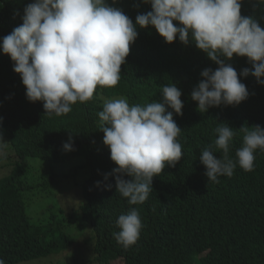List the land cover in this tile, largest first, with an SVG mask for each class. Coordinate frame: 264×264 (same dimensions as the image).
<instances>
[{"label": "trees", "instance_id": "1", "mask_svg": "<svg viewBox=\"0 0 264 264\" xmlns=\"http://www.w3.org/2000/svg\"><path fill=\"white\" fill-rule=\"evenodd\" d=\"M31 2L0 0V38L23 23V10ZM107 2L134 24L138 14L152 10L143 0ZM241 15L252 16L264 28L261 0H242ZM136 29L118 84L98 86L92 99L76 102L61 116L45 114L42 101L26 98L14 62L0 51V137L14 161L0 165V259L5 264H118L120 259L124 264H264V150L254 153L252 171L237 164L233 175L220 176L218 183L207 181L199 160L204 148H215V129L222 124L237 133L228 154L234 161L243 143L239 128H264V85L251 75L248 58L234 54L226 63L246 85L248 98L201 113L191 92L204 79L202 70L218 65L194 42L185 46L177 36L167 43L153 26ZM244 68L250 69L247 77L239 75ZM172 83L182 93V115L166 110L173 111L181 128L177 140L183 156L153 177L145 202L129 205L116 192L115 175L104 179L117 165L103 144L98 113L113 99L141 106L161 101L162 87ZM66 142L72 151L64 150ZM215 155L222 157V150ZM77 193L80 202L73 199ZM185 195L194 212L179 204ZM132 208L142 228L137 242L124 249L113 236L120 231L115 222Z\"/></svg>", "mask_w": 264, "mask_h": 264}, {"label": "clouds", "instance_id": "2", "mask_svg": "<svg viewBox=\"0 0 264 264\" xmlns=\"http://www.w3.org/2000/svg\"><path fill=\"white\" fill-rule=\"evenodd\" d=\"M143 2L150 4L152 10L138 14L135 24L107 0H32L27 4L21 17L23 23L0 38V51L14 62L13 70L21 76L26 98L30 102L42 101L45 114L61 116L68 114L76 102L92 99L98 86H116L130 44L138 36L137 25L153 26L167 43L177 36L185 46L194 42L218 65L215 70H202L204 79L191 92L201 113L222 104L236 106L248 98L246 85L233 66L226 63L234 54L248 58L251 75L264 85V28L252 16L241 15L242 0ZM249 74L250 69L244 68L239 75ZM181 94L172 83L162 87L161 101L141 106L129 105L124 98L113 99L106 101L98 113L103 144L117 165L104 179L115 175L116 192L127 198L129 205L145 202L153 188V177L160 175L166 165L175 167L183 156L177 140L181 128L173 119V111L182 115ZM239 131L243 133V143L236 150L234 161L228 154L237 133L228 124L215 129V148L206 147L199 156L207 181L218 183L220 176L231 177L237 164L244 171L254 169V153L264 150V128L255 125L249 130L242 126ZM63 148L72 151L73 145L66 142ZM217 150H222V157L217 158ZM8 153L0 137L2 167L7 159L14 163ZM100 183L97 181V186ZM105 187L110 189L112 185ZM182 200L179 204L194 212L186 195ZM115 223L120 231L113 236L128 249L137 242L142 228L138 210L132 208L121 214ZM0 264L5 261L0 259ZM118 264H124V260Z\"/></svg>", "mask_w": 264, "mask_h": 264}, {"label": "rangeland", "instance_id": "3", "mask_svg": "<svg viewBox=\"0 0 264 264\" xmlns=\"http://www.w3.org/2000/svg\"><path fill=\"white\" fill-rule=\"evenodd\" d=\"M10 154H13V152H10ZM3 174H4V173H0V176H2ZM79 185H80V187H81V182L79 183ZM67 186H69V184H67L66 187H67ZM79 191H80V189H79ZM31 197H32L33 200H35L36 198H38V194L32 195ZM73 199L78 200L79 202L83 200V198H82V196H81V193H80V195H79V193H77V195H74V196H73ZM37 202H38V201H37ZM44 203H45V202L43 201V204H44ZM46 203H47V202H46ZM56 203H59V199L56 201ZM63 204L66 205L67 203L64 202ZM33 264H37V263H33ZM93 264H94V263H93Z\"/></svg>", "mask_w": 264, "mask_h": 264}]
</instances>
